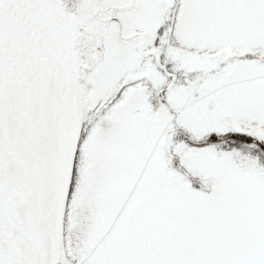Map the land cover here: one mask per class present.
Masks as SVG:
<instances>
[{
  "label": "rangeland",
  "instance_id": "1",
  "mask_svg": "<svg viewBox=\"0 0 264 264\" xmlns=\"http://www.w3.org/2000/svg\"><path fill=\"white\" fill-rule=\"evenodd\" d=\"M163 1L153 12L173 50L155 49L147 69L138 53L125 65L93 61L82 70L80 110L93 117L66 240L70 264H183L234 250L257 224L239 194L219 201L218 186L187 154L183 168L173 165L180 149L172 150L176 129L161 103L167 81L156 65L174 61L186 69L174 79L196 82L217 67L203 58H231L238 71L227 86L264 92V0ZM173 99L177 124L187 126L177 106L184 101Z\"/></svg>",
  "mask_w": 264,
  "mask_h": 264
},
{
  "label": "water",
  "instance_id": "2",
  "mask_svg": "<svg viewBox=\"0 0 264 264\" xmlns=\"http://www.w3.org/2000/svg\"><path fill=\"white\" fill-rule=\"evenodd\" d=\"M72 28L51 0L0 7V264H66L63 218L83 125Z\"/></svg>",
  "mask_w": 264,
  "mask_h": 264
},
{
  "label": "snow or ice",
  "instance_id": "3",
  "mask_svg": "<svg viewBox=\"0 0 264 264\" xmlns=\"http://www.w3.org/2000/svg\"><path fill=\"white\" fill-rule=\"evenodd\" d=\"M202 2L193 0L194 4ZM4 3L5 0H0V7ZM152 59L155 64V56ZM230 62L231 58L218 59L214 54L203 58L200 63L217 67L196 82L174 79L179 72L186 71L176 69L174 61L164 67L156 65V71L167 81L161 103L168 106L176 129L172 150L180 149L173 165L183 168L181 158L187 154L189 162L218 186L219 201L239 194L254 207L258 216L255 228L234 250L183 264H264V92L253 96L245 90L229 88L227 81L238 71L230 67ZM174 93L184 101L183 107L177 106L181 112L187 111V126L177 124L179 113L171 107L177 102L173 99Z\"/></svg>",
  "mask_w": 264,
  "mask_h": 264
},
{
  "label": "flooded vegetation",
  "instance_id": "4",
  "mask_svg": "<svg viewBox=\"0 0 264 264\" xmlns=\"http://www.w3.org/2000/svg\"><path fill=\"white\" fill-rule=\"evenodd\" d=\"M157 4L154 0H52L61 19L73 25L77 52L82 39L87 63L105 61V66L118 61L125 65L132 54L154 45L160 29L154 13ZM116 42L121 44V51ZM142 55L146 57L143 67H147L150 52Z\"/></svg>",
  "mask_w": 264,
  "mask_h": 264
},
{
  "label": "trees",
  "instance_id": "5",
  "mask_svg": "<svg viewBox=\"0 0 264 264\" xmlns=\"http://www.w3.org/2000/svg\"><path fill=\"white\" fill-rule=\"evenodd\" d=\"M91 120H92V115L89 114L86 119H85V124H84V130H83V133H82V136H81V140H80V146H83L84 142H85V139H86V136H87V132L89 131V129L91 128L92 124H91ZM81 153V150L79 151V154ZM80 172H81V167L80 165L77 166V169H76V175H75V178L78 179L79 175H80ZM77 183V182H76ZM75 180H74V184H73V190H72V194L74 193V186H75ZM71 194V197L70 199L72 200V197L74 195ZM68 210V209H67ZM69 210H70V207H69ZM68 210V211H69ZM68 221V218L66 220V223Z\"/></svg>",
  "mask_w": 264,
  "mask_h": 264
},
{
  "label": "bare ground",
  "instance_id": "6",
  "mask_svg": "<svg viewBox=\"0 0 264 264\" xmlns=\"http://www.w3.org/2000/svg\"><path fill=\"white\" fill-rule=\"evenodd\" d=\"M80 56H81L82 63H85L86 62V58H85V54H84L83 51H81Z\"/></svg>",
  "mask_w": 264,
  "mask_h": 264
}]
</instances>
